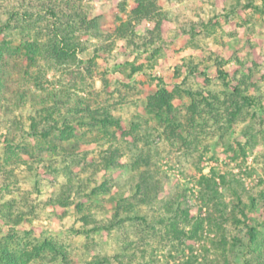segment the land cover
Segmentation results:
<instances>
[{"label":"rangeland","instance_id":"374dc122","mask_svg":"<svg viewBox=\"0 0 264 264\" xmlns=\"http://www.w3.org/2000/svg\"><path fill=\"white\" fill-rule=\"evenodd\" d=\"M152 1L154 14L137 20L130 14L136 0H0V26L11 13L22 18L26 11L29 17L25 23L16 17L11 21L15 33L7 40L44 41L54 8L59 20L70 16L66 19L85 48L77 57L82 63L59 64L38 56L27 76L19 53L4 57L9 91L0 96V210L20 224L9 227L0 217V245L30 250L53 241L66 253V264H264V0ZM250 2L261 11L246 7ZM72 7L94 20L95 29L79 24ZM127 21L135 35H121ZM208 21L216 25L205 33L201 25ZM95 54L88 74L84 68ZM125 62L143 69L130 76L129 68L121 69ZM219 69L229 74L224 81ZM250 71L242 88L261 101L263 121H251V111L232 123L209 113L202 96L223 109L234 76ZM158 79L169 90L178 85L193 93V99L186 93L175 97L174 123L160 122L146 111ZM51 94L66 102L63 116L69 110L85 117L88 106L107 110L128 132L131 124L139 127L130 136L116 130L115 143L98 127H80L75 134L85 137L54 151L41 144L43 151L35 153L29 118L37 116L40 101ZM110 144L119 149L121 166L104 169ZM145 170L160 182L158 199L150 203L135 194L137 172ZM102 183L108 191L91 194ZM209 187L216 189L214 198ZM122 197L134 204L132 213L139 219L108 232L84 233L93 221L108 225ZM66 199V205L51 203ZM167 203L190 216L179 222L184 234L177 239L164 223L170 216ZM248 228L255 229L253 242ZM41 256L26 264H63L49 249Z\"/></svg>","mask_w":264,"mask_h":264},{"label":"trees","instance_id":"16d2710c","mask_svg":"<svg viewBox=\"0 0 264 264\" xmlns=\"http://www.w3.org/2000/svg\"><path fill=\"white\" fill-rule=\"evenodd\" d=\"M156 4L152 0H136V6L133 10H131L130 14L134 17V19L142 20V19H150V17L154 14V10H156ZM246 7L253 8L255 11H261V8L253 3H248ZM50 13L52 14V17H54V22L47 28L49 30H46L44 33V41L40 38H35L31 42L27 41H19L15 42L14 40H7L5 37L7 35H11L15 33V29L11 26V21L15 19V17L18 19V22H27L29 17L26 15L28 12L25 11V17L18 18V12L11 13L9 18L4 23L5 25L0 26V36L4 37L0 41V96L2 97L3 91L8 92L9 86L6 85V71L5 67L6 65L4 63V57L5 55L11 57L15 53H19L23 59L26 62V65L24 67L25 69V75H28V71L32 67V65L35 63L36 57H43L49 60H53L56 63L59 64H74L78 61L77 57L79 53H82L84 51V45L82 44L80 38L75 34V30L73 26L70 24L69 19H66L68 17H65L63 20H59V17L56 16V12L54 8H51ZM70 12L74 14V17H77L79 24H85L88 23L91 27H96L94 25V20H87L83 15L82 12L78 11L76 8H71ZM72 17V16H71ZM17 22V23H18ZM215 23L212 21H208L207 23H203L201 26L203 28V31L207 33L212 28L214 29ZM122 28H120L121 35H125L127 33L131 35H135L134 31L132 30L131 22L125 23L121 25ZM155 27L157 31H160V23L156 21ZM20 33L23 31V28H20ZM97 52V51H96ZM158 52V50H155L152 53V56L154 57L155 54ZM96 61V54L93 56V58L89 59L87 62V65L84 68V71L88 74H91L90 67L95 66ZM129 68V75H133L137 72L142 71L143 65L142 64H136L135 62H125L122 66V70L125 68ZM179 71V70H177ZM190 73L195 72V68L189 69ZM249 71V70H248ZM239 73V70L235 71V74L237 75ZM252 72L250 71L247 76H242L241 78H236L234 76V80L236 81V84L232 86L231 91L228 92V98L226 100L227 105H224L223 109H220L218 107H215L213 103L209 102V98L203 97L202 100L204 103H206L209 107L211 113L214 117H220L223 116L226 118V120L229 123H232L235 121V119L241 115L242 113L247 114L249 111L250 114V120L253 121L255 118H259L261 121H263L262 116V103L259 99L255 98L254 96H251L247 94V86L244 88L243 85H245L246 81L250 79ZM3 75V76H2ZM217 75L221 81H224L225 78L229 75L228 73L218 70ZM5 76V78H4ZM4 80L6 82H4ZM249 82V81H248ZM8 83V82H7ZM35 83V82H34ZM251 85V84H249ZM228 87V86H227ZM181 93H186L191 99H193V93H191L190 90H182V88L178 85H174L172 90L167 89L166 85L164 84L162 79H158V86L157 91L148 97L147 105H146V111L149 114H154L160 122H166L174 123L175 122V115H174V106L173 101L177 95H180ZM50 99L44 98L40 101V104L42 107L40 108V111L37 112V116L33 117L31 116L30 119V126L29 129L31 131L30 137L34 140V152H41L42 147L45 146L48 149H51L52 151L56 150L57 148H60L63 142H67L70 139L74 138L76 141L80 139L81 137H85L84 135H80L79 137L76 133V130L80 127H86L88 131H95L99 128V131L103 134L104 138H108L109 141H113L112 143H115L116 135L115 131H120L121 135L123 136H130L131 130H134L135 128L139 127L137 124H131L130 132L124 130L120 124V120L118 118H115L112 116L107 110L102 109L101 111L93 110L90 111V107H85L84 111H87V116H73L69 110H66L65 116H63L62 109L67 104L66 102L58 100L56 94H51ZM26 98V95H22L21 99ZM56 98V99H55ZM215 101L217 99L216 97H211ZM194 101V100H193ZM23 103V102H21ZM224 104V103H223ZM75 107V106H74ZM76 106V108H78ZM192 111H195V104L191 105ZM215 111V112H213ZM214 113V114H213ZM98 127V128H97ZM77 128V129H76ZM98 131V130H97ZM133 132V131H132ZM43 146H40V145ZM19 147V146H18ZM21 147V146H20ZM11 149V148H10ZM12 150V149H11ZM24 149L21 148L20 152H23ZM37 151V152H36ZM45 151V150H44ZM118 153L119 149L116 146H113V144H110V146L105 150V155L102 160L104 169L109 168H117L120 167L121 164L119 163L118 159ZM17 155V154H16ZM133 169L138 168V164H133ZM137 174L139 175V182L136 185L135 188V194L141 197V201L143 203H150L153 200H157L159 196L160 191V182L157 180H153L151 175L145 170V171H138ZM213 183L212 180H209V184ZM214 184V183H213ZM209 191L213 194V198L216 194V189L213 187L208 188ZM99 191L107 192L108 188L105 187V183H102L98 188H93L91 190V194H95ZM178 200H184V196L179 195ZM51 203H57L60 205H66L67 199L64 201H52ZM180 205V204H179ZM134 204L129 200V198H119L117 199V203L113 208V216L112 220L109 222V224H103L102 222L93 221V228L90 230H84V233H91L96 231H110L114 229L116 226L120 225V223H123L125 220L136 218L139 219L136 215H133L134 210ZM76 210L78 212H82L83 206L80 204L76 205ZM166 210L170 213L169 218H167L166 222L164 223L168 224V230L171 232H174L177 234L174 236L175 239H177L178 234H184L182 230L179 229V222L185 221L188 222L190 216L188 212L184 209H182L180 206L174 207L173 203H167L165 204ZM122 215H125L124 218H122ZM0 217L2 220H4L5 224L9 227H16L18 224H20V220H12L10 218V215L4 214L0 210ZM84 217H87L84 215ZM246 217V216H245ZM83 223L88 224L87 218H83ZM10 230L13 231V228ZM249 233V240L251 242L255 241V229L254 228H248ZM47 249L51 250L55 255H57L58 259L62 261L63 264H66L65 261H67V255L66 253L57 246L53 241H44L41 245H37L33 248L26 249L23 248L22 250H11L6 245H0V264H26L28 261H31L33 257H37V259L42 258V254L47 251Z\"/></svg>","mask_w":264,"mask_h":264}]
</instances>
